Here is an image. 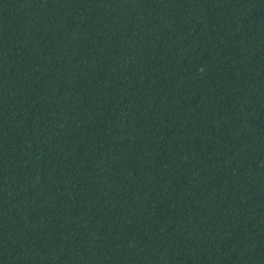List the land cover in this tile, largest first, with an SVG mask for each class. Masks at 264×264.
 Returning a JSON list of instances; mask_svg holds the SVG:
<instances>
[{"label": "trees", "instance_id": "trees-1", "mask_svg": "<svg viewBox=\"0 0 264 264\" xmlns=\"http://www.w3.org/2000/svg\"><path fill=\"white\" fill-rule=\"evenodd\" d=\"M0 264H264V0H0Z\"/></svg>", "mask_w": 264, "mask_h": 264}]
</instances>
